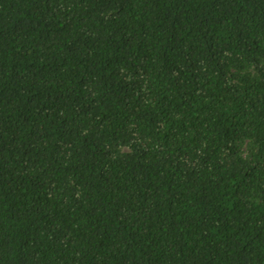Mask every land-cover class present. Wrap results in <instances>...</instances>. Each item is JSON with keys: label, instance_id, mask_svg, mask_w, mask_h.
<instances>
[{"label": "trees", "instance_id": "trees-1", "mask_svg": "<svg viewBox=\"0 0 264 264\" xmlns=\"http://www.w3.org/2000/svg\"><path fill=\"white\" fill-rule=\"evenodd\" d=\"M0 264H264V0H0Z\"/></svg>", "mask_w": 264, "mask_h": 264}]
</instances>
